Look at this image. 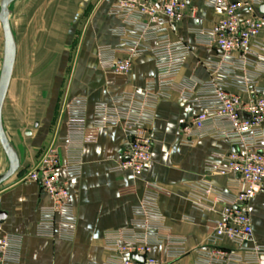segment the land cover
<instances>
[{
  "label": "crops",
  "instance_id": "obj_1",
  "mask_svg": "<svg viewBox=\"0 0 264 264\" xmlns=\"http://www.w3.org/2000/svg\"><path fill=\"white\" fill-rule=\"evenodd\" d=\"M119 1L92 0V8L76 44L75 31L80 28L81 14L86 8L81 13L83 1L17 0L11 5L13 8L19 4L27 20L22 36H18L17 29L14 30L12 25L17 41V59L3 108V121L19 153L21 165L18 172L0 186V212L3 213L0 238L4 234L19 237L21 249L17 260L2 264H120V253L106 247L107 234L132 228L135 209L152 192V186L159 188L155 199L165 228L185 239L186 254L174 260L173 264H208L206 254L215 247L245 255L237 244L228 239L213 241V226L219 219V213L198 209L189 188L193 182L208 179L217 188L227 191L239 175H208L205 164L212 160L224 163L234 148L229 140L213 137L196 138L188 144L182 130L184 123L198 113V108L182 98L181 89L191 90L206 81L210 77L206 62L219 54L218 50L200 44L196 32L213 27L223 16L224 6L212 4L210 0H189L194 11L187 13L172 31V38L190 45L191 53L170 95L158 98L151 109L148 126L154 141L153 157L145 171L136 174L131 170L117 169L128 143L125 128L121 125L96 128L93 125L95 104L104 102L112 105L114 98L124 93L143 95L147 82L157 76L155 57L150 50L156 44L153 40L144 41L142 46L146 50L133 57L129 73H118L102 65V47L112 50L110 53L115 58L123 59L129 57L135 42L129 31L136 29L137 23L133 20L125 22L112 13V7ZM3 54L4 36L0 23V74ZM70 62L63 101L85 97L88 107L87 129L81 141L82 174L69 182L77 228L74 238L65 241L37 234L40 208L50 205L51 199L38 183L20 179L38 161L48 145L67 134L62 105L55 124L48 119L52 113L46 102L38 108L40 117L34 121V127H30L32 111H37L29 101L31 89L23 84L12 92V87L18 71L21 79L29 76L63 78ZM28 63L31 67L39 63L41 69H27ZM256 63L264 71V59L258 57ZM259 86L264 95V72ZM230 90L245 99L250 97L249 93L237 88ZM51 91L41 87L33 93L44 92L42 94L47 96ZM46 96L42 95L43 98ZM262 130L264 132V122ZM7 168L8 160L0 146V173ZM221 208L219 204L218 210ZM249 209L254 229L249 246H264V181ZM164 254L163 245L153 246L152 256L165 258ZM255 264H264V254Z\"/></svg>",
  "mask_w": 264,
  "mask_h": 264
},
{
  "label": "built area",
  "instance_id": "obj_2",
  "mask_svg": "<svg viewBox=\"0 0 264 264\" xmlns=\"http://www.w3.org/2000/svg\"><path fill=\"white\" fill-rule=\"evenodd\" d=\"M210 2L223 5L224 14L213 27L198 30L196 36L200 44L218 50L219 54L206 62L210 71L206 81L191 90L181 89L182 98L198 108L182 130L188 144L200 137L229 140L234 149L225 162L207 161L206 172L239 178L233 180L227 191L208 179L193 182L189 185L190 196L198 209L219 213L213 226V241L228 239L245 253L240 256L215 247L206 254L208 264L239 261L255 264L264 254V246H249L254 233L249 206L264 181V95L259 86L264 71L256 63L258 57L264 59V12L259 10L263 1ZM193 11L189 0H120L112 7L113 14L125 22L135 21L137 28L129 31L135 37L129 57L117 59L108 47L100 49L104 68L129 73L133 57L146 50L142 46L144 41L156 43L150 50L155 57L157 76L147 82L145 93H124L115 97L112 105L99 102L94 106V127L121 125L128 132V143L117 165L119 170L142 174L152 160L154 141L148 126L151 109L158 98L170 95L191 53L190 45L172 38V31ZM233 87L250 97L245 99L232 92ZM87 107L85 97L64 99L61 113L66 118L67 134L48 145L38 161L20 177L38 183L51 199L50 205L40 208L36 227L39 236L65 241L75 236L77 216L69 182L82 174L81 141L87 129ZM151 188L152 192L135 209L132 228L107 234L106 247L120 253V264H173L186 254L185 239L165 228L158 211L155 195L159 188ZM155 245H163L166 259L151 255ZM20 249L19 237L4 234L0 238V264L17 260ZM133 254L144 259L132 258Z\"/></svg>",
  "mask_w": 264,
  "mask_h": 264
},
{
  "label": "rangeland",
  "instance_id": "obj_3",
  "mask_svg": "<svg viewBox=\"0 0 264 264\" xmlns=\"http://www.w3.org/2000/svg\"><path fill=\"white\" fill-rule=\"evenodd\" d=\"M1 1V0H0ZM83 1V4L81 5V13L83 11V8L86 7L83 12V14H81V19H80V28L77 29L75 31V43L77 42V40L79 39V36L81 35L82 32V26L84 25L85 21H86V17L88 16V13L90 12L91 8H92V0H81ZM19 4H15L13 6V8H11L12 10V15H11V23L13 25L14 30L17 29V33L18 36H22L23 33V26L25 23L26 19V15L24 14L23 10L19 9ZM21 28V30H20ZM75 46V45H74ZM24 64V63H19V65ZM50 64V63H49ZM51 65V64H50ZM49 65V66H50ZM70 66H71V62L67 63L66 66V71L64 74V77H48L46 79H42V78H37V77H33V76H29L26 78L21 79V76L19 75V71L17 73V76L15 77L14 81H13V86L12 87V92H15V88L19 85H25L28 86L27 88L31 89V94H30V99L29 101L31 102V106L32 108H36L37 111H32V115H31V119H30V127H34V121H38L37 119H39L40 115V109L41 106H43L46 102L48 105V108H50L51 111V116L48 118L49 120H52V124H55L56 120L58 119V115H59V111H60V106L62 105L63 102V91H64V87L66 84V80L67 77L70 73ZM27 69H34L35 71H39V69H41V67H39V63H34L33 67H31V64L28 63L27 64ZM19 66H18V70H19ZM35 75L36 73H32V75ZM48 81V82H47ZM45 88H48V91H50L52 89V91L46 96L45 94H42L40 92H35L33 93V90L35 91L36 88H41L38 84ZM47 82L46 85H44V83ZM52 87V88H50ZM13 94V93H12ZM42 95L46 96V97H42ZM13 97V95H12ZM42 97V98H41ZM11 102H13V98H11ZM2 153V152H1ZM3 156V153L1 154Z\"/></svg>",
  "mask_w": 264,
  "mask_h": 264
},
{
  "label": "water",
  "instance_id": "obj_4",
  "mask_svg": "<svg viewBox=\"0 0 264 264\" xmlns=\"http://www.w3.org/2000/svg\"><path fill=\"white\" fill-rule=\"evenodd\" d=\"M17 0L0 1V23L4 36V54L0 74V146L8 160V168L0 173V186L12 178L20 169L19 153L10 140L3 121V108L10 89L17 59V41L12 28L10 16L11 5ZM260 10L264 12V4ZM3 213L0 212V218ZM132 258L143 260L144 257L131 255Z\"/></svg>",
  "mask_w": 264,
  "mask_h": 264
}]
</instances>
